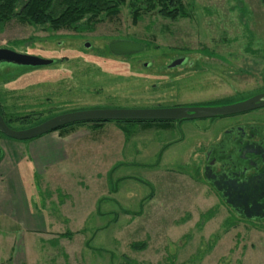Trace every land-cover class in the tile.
I'll return each instance as SVG.
<instances>
[{
	"label": "rangeland",
	"instance_id": "374dc122",
	"mask_svg": "<svg viewBox=\"0 0 264 264\" xmlns=\"http://www.w3.org/2000/svg\"><path fill=\"white\" fill-rule=\"evenodd\" d=\"M180 2L185 16L176 20L138 2L134 22L126 0L117 17L70 30L0 25V49L54 62L0 71L9 128L74 111L229 104L263 93L264 0ZM118 41L143 51L113 56L108 46ZM177 58L191 66L169 69ZM246 118L263 121L264 110L238 119ZM207 124L120 125L130 136L116 122L79 126L89 138L58 176L19 170L12 180L14 224L3 227L0 216V259L11 256V236L28 264H264V221L236 217L199 178L200 149L228 125L202 132Z\"/></svg>",
	"mask_w": 264,
	"mask_h": 264
},
{
	"label": "flooded vegetation",
	"instance_id": "af4514ba",
	"mask_svg": "<svg viewBox=\"0 0 264 264\" xmlns=\"http://www.w3.org/2000/svg\"><path fill=\"white\" fill-rule=\"evenodd\" d=\"M178 60L181 58L173 60L169 66ZM184 64V67L191 66L190 63ZM11 69L13 71L15 68L0 65L1 72ZM221 102H209L207 105ZM181 106L188 107L176 104L153 108ZM261 110L264 108L235 116L207 119L204 121H209V124L200 127V130L203 128L202 132H209L219 123H228L200 149L199 178L236 217L245 220L243 213L248 214L255 218L249 220L251 222L264 221V120L238 118Z\"/></svg>",
	"mask_w": 264,
	"mask_h": 264
},
{
	"label": "water",
	"instance_id": "95a60500",
	"mask_svg": "<svg viewBox=\"0 0 264 264\" xmlns=\"http://www.w3.org/2000/svg\"><path fill=\"white\" fill-rule=\"evenodd\" d=\"M85 47L89 49V45H86ZM108 50L113 56H127L143 51V47L132 42L118 41L110 43ZM184 63L185 60L175 61L169 66V69L178 65L181 66ZM53 64V60H43L35 56L18 54L7 49H0V65L22 69L47 67ZM262 108H264V92L229 104H225L224 102L216 105L181 106L172 108L74 111L49 118L35 127L22 131H14L9 128L0 114V134L13 141L26 142L55 132L64 126L77 123L183 122L235 116ZM243 217L248 220L255 219L253 216L244 213Z\"/></svg>",
	"mask_w": 264,
	"mask_h": 264
},
{
	"label": "trees",
	"instance_id": "16d2710c",
	"mask_svg": "<svg viewBox=\"0 0 264 264\" xmlns=\"http://www.w3.org/2000/svg\"><path fill=\"white\" fill-rule=\"evenodd\" d=\"M126 0H0V25H5L16 20L22 25L33 27L47 26L51 30H70L87 18L89 25L97 23L102 16L115 18L120 12V8L125 5ZM131 7L134 8L133 21L136 22L140 17L142 9H137L135 3H142L146 11L159 9L158 14L164 18L176 20L185 16V12L180 0H131ZM222 101L221 103H224ZM0 114L2 112L0 110ZM3 117V115H2ZM4 119V118H3ZM5 121V119H4ZM6 123V121H5ZM137 123L151 127L153 125L166 128L172 122H116L124 133L129 134L120 125ZM7 124V123H6ZM100 127L103 122L77 123L64 126L55 132L61 136L68 135L75 128L84 125ZM131 134H129L130 136ZM0 137H3L0 134ZM161 157V155H160ZM143 244L134 245V248L141 249Z\"/></svg>",
	"mask_w": 264,
	"mask_h": 264
},
{
	"label": "crops",
	"instance_id": "0c3cea01",
	"mask_svg": "<svg viewBox=\"0 0 264 264\" xmlns=\"http://www.w3.org/2000/svg\"><path fill=\"white\" fill-rule=\"evenodd\" d=\"M83 128L84 127L75 128L65 136H61L58 132H52L26 142H17L0 138V150L4 152V154L0 153V216L6 218L3 227L6 228L7 223H9L10 226L14 224L12 219H8L9 207L11 208L13 201V190L10 189L12 180L15 179V177L17 178L20 173L19 170H21L22 173L32 172L36 175L46 176L47 179L58 176L59 174L57 171L60 169L59 165L64 162L68 163L71 161L72 156H77L78 152L81 151L79 150L80 144L89 138V136L83 132ZM63 170L64 169L61 171ZM26 231L31 234L39 233L36 232L33 227L26 229ZM5 232H7V230ZM1 234L0 230V253L3 248ZM9 237L11 239V256L9 257V255H6L2 257V259H0L2 260L0 264H28V250L20 245V250H17L19 246H14L12 237ZM5 238H7L6 235ZM48 239L49 242L52 241L51 237H48ZM44 242L47 241H40L39 243L43 244ZM42 248L44 249V245ZM29 264L33 263L30 262Z\"/></svg>",
	"mask_w": 264,
	"mask_h": 264
}]
</instances>
